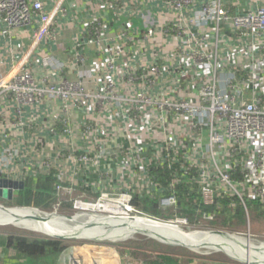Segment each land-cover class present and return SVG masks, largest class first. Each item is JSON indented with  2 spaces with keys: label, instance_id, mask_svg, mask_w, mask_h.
I'll list each match as a JSON object with an SVG mask.
<instances>
[{
  "label": "built area",
  "instance_id": "1",
  "mask_svg": "<svg viewBox=\"0 0 264 264\" xmlns=\"http://www.w3.org/2000/svg\"><path fill=\"white\" fill-rule=\"evenodd\" d=\"M168 1L178 13L171 27L178 40L172 44L174 54L158 52L149 63L136 62L124 50L129 43L133 48L136 39L122 30L109 51L99 49L100 58L91 63L88 47H100L108 33L95 19L74 43L71 65L48 56L44 64L51 72L23 64L12 79L0 78V97L14 98L19 110L43 101L49 109L58 106L47 129L69 149L62 144L50 147L56 143L39 137L49 151L45 158L58 174L55 191L65 200L70 188L82 181V188L88 185V192L98 195L91 201L76 198L72 212H104L194 228L181 216L183 210L221 211L222 202L228 201L229 209L238 206L248 213L249 203L264 205V59L258 56L264 51V7L238 15L213 0L202 8L198 25L206 30L201 32L192 30L183 17L192 0ZM64 2L56 0L48 10L47 0H0L2 34L32 28L31 55L52 39ZM211 28L215 42L205 48L201 39L210 38L204 33ZM225 30L239 36L236 43L222 36ZM67 67L77 70V79L60 76ZM93 77L97 83L91 88L87 81ZM3 156L11 164L21 153L5 148L0 150ZM153 170L160 171L165 184L156 182L160 178L151 174ZM12 171L13 165L1 161L0 175ZM157 195L159 210L164 217L172 213V218H152L134 205L137 197ZM59 210L57 204L55 212ZM67 264L87 263L74 258ZM90 264L103 263L96 258Z\"/></svg>",
  "mask_w": 264,
  "mask_h": 264
},
{
  "label": "crops",
  "instance_id": "2",
  "mask_svg": "<svg viewBox=\"0 0 264 264\" xmlns=\"http://www.w3.org/2000/svg\"><path fill=\"white\" fill-rule=\"evenodd\" d=\"M211 1L213 0H192L190 7L183 10V17L186 21L191 22L190 27L192 30H200L201 32L206 30L204 26L198 25L199 18L203 6ZM220 1L226 10L238 15L254 12L259 6L264 7V0ZM47 2L48 10H50L56 0H47ZM63 8L64 11L59 14L57 25L53 28L52 39L31 55L28 54L33 39V29H13L8 35H3L4 26L0 23L1 79H12L25 64L28 67L39 66L42 71L49 72L50 69L44 64V58L48 56L55 57L59 63L71 65V63H74V43L82 39L87 32V27L95 19L101 20L107 26L108 33L105 42L108 46L103 43L100 47L96 45L88 47L87 52L90 55L91 63L100 56L99 49L112 47L114 39L122 30H127L128 35L132 39H136L133 48L131 43L127 47L130 57L135 56L136 62L147 60V63H149L155 59L158 52L163 55L175 53L173 51L175 47L172 44L177 45L178 40L171 27L172 23L177 20L178 13L168 0H65ZM208 33L210 34L209 39L204 36L201 39V45L205 48L206 46L210 48L216 38V32L212 31V28L207 30L204 35ZM222 36L230 43L233 40L236 43V38L239 37L229 33L228 30H225ZM261 39L264 41V36ZM171 46H173L172 51ZM229 47L227 46V48ZM258 56L264 59V51H259ZM27 57L28 61L25 59ZM159 63L169 64L163 60ZM60 76L77 79L78 72L67 67ZM93 81L97 83V78L93 77L92 81H87L88 87L95 86ZM46 102L26 106L19 110L18 103L14 98L11 96L9 98L0 97V150L7 148L21 153L20 160L15 159L14 163L9 164L13 165L12 173L3 176H7L12 180H21L28 176L32 170L38 169L39 175L46 173L57 177L55 165L47 158L42 159L46 149L39 139L43 135L45 137L43 139L44 143L48 141L56 143L50 144V147L61 146L62 144L60 141L58 142L55 136H51L47 129L49 127L47 124L51 119L50 116L53 112L58 111V106L54 104L49 106L51 108L49 109ZM78 116V113H76L75 121H78ZM71 126H76L75 122H72ZM50 147L47 148L50 149ZM62 147L64 150L66 147L67 150L69 149V146L64 143ZM70 170L73 172L72 167H70ZM71 172L69 176L72 180ZM79 183L74 187H77L79 193H83L84 190ZM140 210L144 211L141 208ZM159 212L161 213V210Z\"/></svg>",
  "mask_w": 264,
  "mask_h": 264
},
{
  "label": "rangeland",
  "instance_id": "3",
  "mask_svg": "<svg viewBox=\"0 0 264 264\" xmlns=\"http://www.w3.org/2000/svg\"><path fill=\"white\" fill-rule=\"evenodd\" d=\"M104 45H106L105 40H103ZM103 45V44H102ZM101 45V46H102ZM108 46V45H106ZM120 47V45H119ZM109 48H101V52H108ZM124 50H127L124 48ZM129 55V54H126ZM135 57V56H134ZM184 83V81H182ZM195 87H191L192 93ZM46 153L42 156V159L45 158L46 154L49 153L48 150L45 151ZM3 161L4 163L9 165V157L3 156L0 158V163ZM69 184V183H67ZM84 185V184H83ZM70 188V187H69ZM88 188V185H87ZM86 188H82L85 191H89ZM71 189V193L68 194L67 197L68 203H74L77 199L83 200H96L98 197L96 194H92L91 192H83L79 193L77 189ZM11 201H6L0 198V205L4 206L5 208H21L11 206ZM31 209H35L29 207ZM26 208L24 210H28ZM54 208V207H53ZM48 209L47 211L40 210V212L44 213V217L48 219H55L56 222L70 224L74 221H81L85 219H89L91 217L97 218H108V214L106 213H98L96 214H85L78 215V212H72L74 207L70 204L67 207L64 205V208L61 209L62 212H58L54 214V210ZM36 212V211H32ZM244 212V211H243ZM37 213V212H36ZM54 214L53 216H46V215ZM78 215V216H76ZM172 215V213H171ZM57 216V217H55ZM76 216V217H74ZM132 217H135V214H131ZM227 216L219 215L217 219L215 218H208L206 216L201 217L200 225H196L194 228L186 227L185 225H177V224H163L158 223L150 220H145L149 223L173 228L174 230H178L180 234L190 240H199V239H210L213 238L212 236H235L244 239H248L253 245L259 247L261 249L257 251V255L252 256V250H245V251H223V252H211V251H193L191 248L184 245H171V244H163L157 239L160 238H153L150 235H146L144 233H140L123 237L119 236L118 231L110 233L112 236H108L106 234L99 233L95 235L94 230L91 229L88 225H83L82 230L86 232H90L93 236L89 235H82L77 230L71 232L70 234H61L58 232H46V233H37L35 231L24 229L21 226L14 225L6 221V218H0V232H3L7 235H14L16 232L26 233L28 235L34 236H43L51 235L53 237H64L65 242L68 244V249L60 255L58 258H44L40 261L32 262L29 259L24 257L18 256L15 254L14 250L7 248L5 243H1L0 241V264H64V260H68L70 258H65V255L68 253L69 250L83 248L84 250L82 254L77 253V255L83 256L86 260L87 264H90L92 261V256L99 257L103 259L106 264H159L164 263L163 260L164 256L172 258L173 261H178L181 264H264V208L259 209L258 211H252V209H248V213H245L243 216V222L241 223L237 218H234L233 221H229V223L224 228L222 225L225 223ZM171 218V216H168ZM136 219H141L137 217ZM144 220V219H141ZM216 220V221H215ZM214 221L217 223L215 224ZM62 222V223H61ZM216 227H211L212 224ZM49 238V237H48ZM55 239V238H53ZM164 240V239H160ZM166 240V239H165ZM169 243H179L173 240H167ZM182 242V241H181ZM233 246V245H232ZM234 247V246H233ZM74 252L71 251L68 255ZM243 254H248L243 255ZM164 264H172L169 262H165Z\"/></svg>",
  "mask_w": 264,
  "mask_h": 264
},
{
  "label": "trees",
  "instance_id": "4",
  "mask_svg": "<svg viewBox=\"0 0 264 264\" xmlns=\"http://www.w3.org/2000/svg\"><path fill=\"white\" fill-rule=\"evenodd\" d=\"M45 141V140H44ZM34 169V168H33ZM38 170V169H37ZM32 170L29 172L28 176L23 178L25 182V189L15 193L13 200L10 202L11 206L21 207V208H35L47 211L52 209L58 202L57 193L55 191V186L60 185V182L55 178L54 175L42 173L39 175V170ZM152 175H157L160 179L156 182L165 184V181L161 180L160 171L153 170ZM158 195L154 197H145L139 199L138 197L134 199V205L140 207L147 214L152 217H160L161 213L158 210ZM184 199L181 198V202L186 208ZM224 204V210L215 211L212 208H201L199 212L189 208L186 211H182L183 216L188 217L193 224L201 223L202 216H209V213H214L215 219L219 215L227 216L223 227L225 228L229 221H233L237 218L241 223L243 222V216L245 212L241 207H237L234 210L227 209L228 201L222 202ZM226 206V208H225ZM250 209L252 211H258L264 208L262 204L257 201L249 203ZM216 221V220H215ZM214 221L215 224H217ZM212 224V223H211ZM216 227L215 225H211ZM66 235V234H64ZM0 241L5 243L7 248L14 250L15 254L31 260L32 262L40 261L46 258H58L64 251L68 249V243L61 240H56L43 236L28 235L22 232H16L14 235H7L0 232ZM163 260L172 264H181L180 262L173 261L172 258L164 256ZM164 262V263H165ZM159 263V264H164Z\"/></svg>",
  "mask_w": 264,
  "mask_h": 264
},
{
  "label": "bare ground",
  "instance_id": "5",
  "mask_svg": "<svg viewBox=\"0 0 264 264\" xmlns=\"http://www.w3.org/2000/svg\"><path fill=\"white\" fill-rule=\"evenodd\" d=\"M97 208V207H94ZM27 211L21 208H11L3 209L0 207V218H6V221L14 225L23 227L24 229H29L37 233H46V232H58L61 234H70L71 232L78 231L82 235H91L89 231L86 232L82 230V226L88 225L91 229L94 230L95 235L102 233L108 236H112L110 233L117 232L119 236L128 237L136 234L144 233L150 235L153 238H160L166 240H173L179 243H173L176 245H185L191 248L193 251H211V252H223L228 251H245L252 250V256L257 255L259 247L253 245L248 239L240 238L235 236H212L210 239H195L190 240L184 237L180 232L174 230L173 228L149 223L145 220L130 218V217H117L112 216L108 218H97L91 217L89 219L74 221L70 224L56 222L55 219H48L44 217V213L36 209H28ZM36 211V212H32ZM104 213V212H103ZM54 214H48L46 216H53ZM56 215V214H55ZM78 215H84L79 213ZM76 215V216H78ZM74 216V217H76ZM57 217V216H55ZM71 231V232H69ZM60 237V236H59ZM69 239V238H68ZM182 241V242H181ZM184 245V246H185ZM234 247H233V246ZM264 247V246H263ZM248 255V254H243Z\"/></svg>",
  "mask_w": 264,
  "mask_h": 264
},
{
  "label": "clouds",
  "instance_id": "6",
  "mask_svg": "<svg viewBox=\"0 0 264 264\" xmlns=\"http://www.w3.org/2000/svg\"><path fill=\"white\" fill-rule=\"evenodd\" d=\"M9 179L7 176H3V175H0V179ZM55 178L57 179V177L55 176ZM10 180H12V179H10ZM58 180V179H57ZM13 181H19V182H24V180L23 179H21V180H13ZM56 187V186H55ZM77 189V188H76ZM77 191H78V189H77ZM84 192H88V191H85L84 190ZM57 197H58V202H57V204H60V210L58 211V212H62V210L61 209H63L64 208V205L67 207V205L68 204H70L71 205V207H72V204L71 203H68V202H65V200H67V198L65 199V200H62L61 199V197H59L58 195H57ZM97 197H98V195H97ZM259 203V202H258ZM57 204H55V206L57 205ZM55 206H54V208H53V210L55 211ZM227 206V205H226ZM226 206H225V208H226ZM238 207V206H237ZM236 207V208H237ZM263 207H264V205H263ZM235 208V209H236ZM242 208V207H241ZM23 209H26V208H23ZM29 209H31V208H29ZM158 209H159V207H158ZM212 209H214L215 211H217L215 208H212ZM227 209H229L228 207H227ZM243 210H244V208H242ZM248 209H250V206H249V204H248ZM38 211H40L39 209H37ZM229 210H231V209H229ZM232 210H234V209H232ZM222 211V210H221ZM58 212H54V214L55 213H58ZM144 212V211H143ZM244 212L245 213H247L245 210H244ZM144 213H146V212H144ZM147 214V213H146ZM148 215V214H147ZM150 216V215H149ZM165 215L161 212V216L160 217H152V216H150V217H152V218H157V219H161V218H168V216H171V214H169L167 217H164ZM181 216L182 217H184V218H187L189 221H190V223H191V225H193L194 227L196 226V225H200V224H193L192 223V221L188 218V217H185V216H183V214H181ZM109 217V216H108ZM206 217H208V218H213L214 217V213H209V216H206ZM171 218H172V216H171ZM170 219V218H169ZM212 227V226H211ZM49 238H51V237H49ZM53 239V238H52ZM56 240H58V239H56ZM61 241H65V240H61ZM74 250V252L72 253V254H70V255H68V253L69 252H71V251H73ZM82 250H84L83 248H77L76 250L75 249H72V250H69L68 251V253L65 255V258H70V259H68V260H64V264H67L68 262H69V260H71V259H74V258H83V259H85L83 256H80V255H77V253H79L80 252V254L83 252ZM65 252V251H64ZM63 252V253H64ZM62 253V254H63ZM61 254V255H62ZM99 259L103 264H106V262L103 260V259H101V258H99V257H96V256H92V260L93 259ZM91 262V261H90Z\"/></svg>",
  "mask_w": 264,
  "mask_h": 264
},
{
  "label": "water",
  "instance_id": "7",
  "mask_svg": "<svg viewBox=\"0 0 264 264\" xmlns=\"http://www.w3.org/2000/svg\"><path fill=\"white\" fill-rule=\"evenodd\" d=\"M25 189V182H19V181H13L10 179H0V198L6 201H12L13 197L15 196L16 192L23 191ZM1 208L5 209L4 206L0 205ZM9 209V208H6ZM15 209V208H14ZM23 209V208H21ZM37 210V209H36ZM47 237L55 238L58 240H69L65 239L64 237H53L49 235H45ZM157 241L163 243V244H171L174 245L173 243H169L167 240H160L157 239Z\"/></svg>",
  "mask_w": 264,
  "mask_h": 264
}]
</instances>
